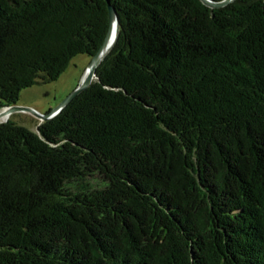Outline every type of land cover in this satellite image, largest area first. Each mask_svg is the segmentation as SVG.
I'll return each mask as SVG.
<instances>
[{
    "label": "trees",
    "instance_id": "16d2710c",
    "mask_svg": "<svg viewBox=\"0 0 264 264\" xmlns=\"http://www.w3.org/2000/svg\"><path fill=\"white\" fill-rule=\"evenodd\" d=\"M110 7L91 87L0 124V264H264V0H0V112L93 58Z\"/></svg>",
    "mask_w": 264,
    "mask_h": 264
},
{
    "label": "rangeland",
    "instance_id": "374dc122",
    "mask_svg": "<svg viewBox=\"0 0 264 264\" xmlns=\"http://www.w3.org/2000/svg\"><path fill=\"white\" fill-rule=\"evenodd\" d=\"M91 62V57H76L57 82L44 86H35L23 91L18 106L32 108L41 115L52 113L77 89ZM10 120L33 132H37V128L44 123L43 120L37 119L29 113L13 114L7 121Z\"/></svg>",
    "mask_w": 264,
    "mask_h": 264
},
{
    "label": "water",
    "instance_id": "95a60500",
    "mask_svg": "<svg viewBox=\"0 0 264 264\" xmlns=\"http://www.w3.org/2000/svg\"><path fill=\"white\" fill-rule=\"evenodd\" d=\"M201 1L207 7L211 9H221V8H225L229 6L230 4L234 3L237 0H225L223 2H214L212 0H201ZM109 13H110V30L105 39L103 46L101 47L99 52L92 58V62L90 66L87 68L81 80V83L79 84L77 89L71 95H69L59 107H57L52 113L48 115H41L40 113H38L36 110L32 108H25V107H20L18 105H15V106H11V107H7L3 109L0 112V118L5 114H9L10 116H12L13 114H16V113H29L35 118L41 119L44 122H46L56 117L75 98H77L80 94L88 90L96 79L97 69L101 66V64L108 57L109 53L112 51L120 35V20L117 15V12L113 7H110ZM7 122L8 121H4V122L0 121V124L7 123Z\"/></svg>",
    "mask_w": 264,
    "mask_h": 264
},
{
    "label": "bare ground",
    "instance_id": "6f19581e",
    "mask_svg": "<svg viewBox=\"0 0 264 264\" xmlns=\"http://www.w3.org/2000/svg\"><path fill=\"white\" fill-rule=\"evenodd\" d=\"M10 115L9 114H5V115H3L1 118H0V121L1 122H4V121H7V120H9L10 119Z\"/></svg>",
    "mask_w": 264,
    "mask_h": 264
}]
</instances>
